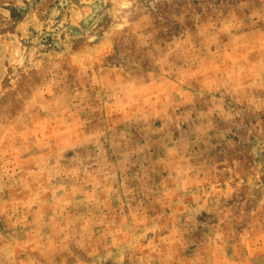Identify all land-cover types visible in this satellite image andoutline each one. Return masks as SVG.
Returning a JSON list of instances; mask_svg holds the SVG:
<instances>
[{
    "label": "rangeland",
    "instance_id": "374dc122",
    "mask_svg": "<svg viewBox=\"0 0 264 264\" xmlns=\"http://www.w3.org/2000/svg\"><path fill=\"white\" fill-rule=\"evenodd\" d=\"M0 264H264V0H0Z\"/></svg>",
    "mask_w": 264,
    "mask_h": 264
}]
</instances>
